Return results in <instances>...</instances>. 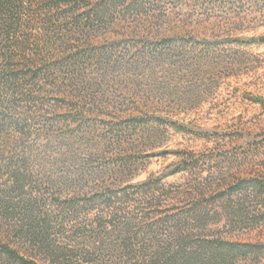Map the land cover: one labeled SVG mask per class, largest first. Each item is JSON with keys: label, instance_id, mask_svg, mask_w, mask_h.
Wrapping results in <instances>:
<instances>
[{"label": "trees", "instance_id": "16d2710c", "mask_svg": "<svg viewBox=\"0 0 264 264\" xmlns=\"http://www.w3.org/2000/svg\"><path fill=\"white\" fill-rule=\"evenodd\" d=\"M49 1L40 0L47 5L30 25L23 16L27 0H0V264H218L232 255L264 253V244L209 239L198 232L221 221L225 227L228 210L241 217L239 197L264 188L261 181L244 179L215 197H208L198 179L186 192L166 189L159 178L117 186L108 176L124 179L134 166L122 129H110L108 137L93 142L85 138L91 127L77 118L72 120L77 134L51 135L49 126L31 131L44 124L39 118L48 96L76 102L73 107L81 109L73 110L83 119L97 114L106 98L94 82L103 81L111 68L153 69L151 62L141 68L129 53L119 57L115 42L94 45L88 34L94 23L153 17L140 9L141 2L105 0L75 18L55 16L58 2ZM25 27L31 34L21 35ZM245 41L264 43V36ZM142 120L138 127L153 128L161 117ZM179 162L175 173L201 170L188 156ZM178 195L184 196L183 205L162 207L164 197Z\"/></svg>", "mask_w": 264, "mask_h": 264}, {"label": "rangeland", "instance_id": "374dc122", "mask_svg": "<svg viewBox=\"0 0 264 264\" xmlns=\"http://www.w3.org/2000/svg\"><path fill=\"white\" fill-rule=\"evenodd\" d=\"M36 1L27 0L24 5V21L30 25L47 5ZM104 1L49 2H58L55 16L76 18ZM134 2H141L140 9L153 17L128 16L106 26L103 22L102 27L94 23L89 28L90 42L96 46L115 42L119 57L129 53V59L141 68L151 62L153 69L124 73L111 68L103 81L94 82L103 88L106 98L98 104L97 114L83 119L79 105L73 110L76 102L48 96L44 116L39 118L44 124L36 123L31 131L49 126L51 135L60 131L77 134L72 122L77 118L91 127L85 138L93 142L108 137L110 129H122L129 139L126 155L134 166L124 179L108 176L107 181L117 186L159 178L166 189L186 192L190 181L198 179L208 197L249 178L261 181L264 187V43L245 41L264 36V0ZM20 30L23 36L31 34L26 27ZM89 107L85 105V109ZM152 115L161 117L153 128L137 126L140 119ZM182 156L199 161L201 170L191 175L175 173L182 166ZM254 193L239 197L245 210L241 217H232L233 210H228L225 227L221 221L219 226L198 232L209 239L264 244V188L260 186ZM182 197H164L162 207L177 208L183 205ZM225 260L218 264H264V253L232 255Z\"/></svg>", "mask_w": 264, "mask_h": 264}]
</instances>
